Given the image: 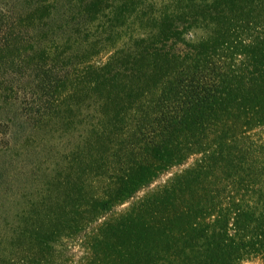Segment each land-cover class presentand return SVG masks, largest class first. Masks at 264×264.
I'll return each mask as SVG.
<instances>
[{
    "label": "trees",
    "instance_id": "1",
    "mask_svg": "<svg viewBox=\"0 0 264 264\" xmlns=\"http://www.w3.org/2000/svg\"><path fill=\"white\" fill-rule=\"evenodd\" d=\"M60 1L0 0V90L30 118L89 110L73 187L59 173L53 203L2 220L0 264H65L67 243L79 264H264V0H122L109 17L66 0L58 22Z\"/></svg>",
    "mask_w": 264,
    "mask_h": 264
},
{
    "label": "rangeland",
    "instance_id": "2",
    "mask_svg": "<svg viewBox=\"0 0 264 264\" xmlns=\"http://www.w3.org/2000/svg\"><path fill=\"white\" fill-rule=\"evenodd\" d=\"M121 1H105L102 9L107 17L115 13L121 6ZM139 1L142 7L147 5L153 8V12L167 10L171 4L170 0ZM254 4L252 1L251 8L256 13L264 9V4H255V6ZM67 5L66 0H61L57 5L51 7L58 22L63 19L61 15L66 13ZM20 7L18 5V8ZM112 11L114 12L112 13ZM262 17H264V12ZM104 19L105 17L102 18V21ZM120 22L122 21L116 22V25L121 27ZM99 23L96 21L88 23L87 26L91 31H94L99 29ZM105 25L106 21L103 26ZM194 31L196 32L187 34V38L195 35L200 37L204 33L200 29ZM31 51L34 61H39L38 50L32 47ZM104 59L105 55L100 60ZM25 65L28 66L27 63ZM65 104L62 102L54 108L55 110L50 116L39 118L35 115L30 118L25 111L29 100L23 93L13 95L7 93L6 90H0V227L4 225L2 220H5V217L8 222L15 223L14 221L19 217L32 216L35 205L53 203L54 198L51 194H55V186L52 185V182L59 173L68 179V187H73L74 174L78 173L81 166L78 165V160L72 161V159L77 151L82 150L84 139L88 136L86 129L89 125V110L84 103L78 106L79 109L77 106H72L71 110ZM82 177L84 178L85 175ZM163 181L162 179L161 182ZM97 185L99 188L101 183H97ZM155 185L156 183L152 186ZM127 206L128 203L123 204L117 207V210L123 211ZM43 213L40 214V217H43ZM63 248L66 251L64 257L67 262L65 264H79L78 261L85 250L75 243H67ZM237 264H260V261L245 259Z\"/></svg>",
    "mask_w": 264,
    "mask_h": 264
}]
</instances>
